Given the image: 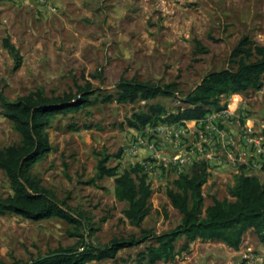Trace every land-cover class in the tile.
<instances>
[{"label": "rangeland", "instance_id": "obj_1", "mask_svg": "<svg viewBox=\"0 0 264 264\" xmlns=\"http://www.w3.org/2000/svg\"><path fill=\"white\" fill-rule=\"evenodd\" d=\"M49 6L44 8L37 0H0V91L16 101L40 88L47 96L57 97L76 94L78 86L92 84L97 93L90 98L92 104L55 117L47 129L52 150L34 165L32 173L57 199L86 212L95 228L89 239L95 246L116 237H139L140 229L124 217L126 204L115 196L114 178L93 182L98 160L111 156L107 165L120 171L118 159L130 135L127 121L134 113L147 112L153 104L173 112L184 107L186 95L205 75L230 66L231 51L243 36L264 46V0H49ZM5 38L23 57L17 70L3 47ZM195 40L208 52L198 53ZM98 71L100 75L94 77ZM122 80L176 84L178 98L101 102L100 97L114 93ZM222 103L232 104L231 109L239 112L241 107L245 114L239 118L241 125L251 119L256 131L261 130L264 87L232 95ZM2 113L0 105V151L21 140ZM249 145L256 156L245 159L251 165L260 162L263 155ZM241 172L264 181V168L251 166ZM179 175L175 169L148 175L153 195L143 229L162 234L180 224L182 216L167 196ZM238 176L234 169H225L220 177H211L203 187L204 210L214 198L233 200L229 189ZM10 194L9 180L0 170V195ZM68 229L65 221L56 218L36 222L16 215L0 217V264H26L59 247L75 245L77 239L67 236ZM183 243H177L178 251ZM148 245L88 264H138L137 254ZM246 253L264 257V242L253 230L245 234L239 251L220 242L197 240L174 261L157 264H242Z\"/></svg>", "mask_w": 264, "mask_h": 264}, {"label": "trees", "instance_id": "obj_2", "mask_svg": "<svg viewBox=\"0 0 264 264\" xmlns=\"http://www.w3.org/2000/svg\"><path fill=\"white\" fill-rule=\"evenodd\" d=\"M3 47L15 63V70L23 63V57L9 38L3 40ZM196 51L208 52L199 40H195ZM229 67L205 75L201 82L189 92L183 101L184 107L175 112L162 104L149 106L147 112L134 113L127 121L129 129H142L147 125L176 124L183 121L200 120L212 112L226 108L222 103L235 94H245L264 87V46L243 36L231 51ZM100 72L98 71V77ZM90 82L78 86L76 94L49 97L40 88L16 101H10L0 91L2 114L13 124L21 140L0 151V170L9 180L12 194L0 195V217L16 215L30 221L60 219L69 225L67 236L77 239L73 246L59 247L47 254H59L46 258L38 257L26 264H88L115 259L118 253L127 248L149 243L146 249L137 254L138 264L169 263L179 253L188 252L191 244L220 242L234 251L241 249L245 234L253 230L260 242H264V181L258 176L242 173L229 189V196L213 199L205 210L203 187L208 173L204 163H196L187 174H181L174 182L175 189H169L167 196L174 209L182 216L180 224L167 232L156 234L143 229L142 224L150 214V199L153 190L148 175L140 168L119 173L117 167L107 164L112 158L104 156L98 160L95 179L114 178L115 196L125 203L124 217L131 226L140 229L139 237L113 238L104 246H95L89 239L94 235L90 218L86 212L77 211L59 200L32 173L34 165L52 150L47 129L58 114L79 111L92 104L90 98L96 96ZM176 84H159L137 80H122L114 93L101 96V102L134 104L139 101H152L159 97H176ZM77 95H81L77 101ZM98 98V97H97ZM120 153L113 157L118 158ZM106 219H102L105 221ZM184 240L181 249L177 243ZM45 257V258H44Z\"/></svg>", "mask_w": 264, "mask_h": 264}, {"label": "built area", "instance_id": "obj_3", "mask_svg": "<svg viewBox=\"0 0 264 264\" xmlns=\"http://www.w3.org/2000/svg\"><path fill=\"white\" fill-rule=\"evenodd\" d=\"M37 1L44 8H50L49 0ZM231 107L232 104H227L225 109L200 120L130 129L128 143L118 159V172L140 168L147 175L157 176L175 169L181 175L189 173L196 163H204L208 182L211 177H220L225 169H234L239 175L242 168L263 169L264 147L260 144H264V124L259 132L253 123L250 124L251 119L241 125L239 118L241 115L245 117L242 108L241 113ZM249 144L263 155L260 162L252 165L245 159L246 155L256 156ZM242 264H264V257L246 253Z\"/></svg>", "mask_w": 264, "mask_h": 264}, {"label": "water", "instance_id": "obj_4", "mask_svg": "<svg viewBox=\"0 0 264 264\" xmlns=\"http://www.w3.org/2000/svg\"><path fill=\"white\" fill-rule=\"evenodd\" d=\"M78 99H79V97H77L76 100H78ZM187 100H188V97H186V98L184 99V101H187ZM57 255H59V254L48 255V256H46V258H51V257L57 256ZM44 258H45V257H44Z\"/></svg>", "mask_w": 264, "mask_h": 264}]
</instances>
